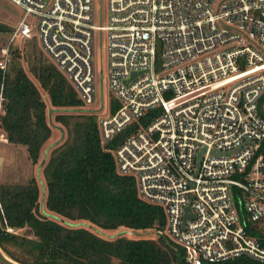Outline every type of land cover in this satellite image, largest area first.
I'll return each mask as SVG.
<instances>
[{
	"label": "built area",
	"instance_id": "1",
	"mask_svg": "<svg viewBox=\"0 0 264 264\" xmlns=\"http://www.w3.org/2000/svg\"><path fill=\"white\" fill-rule=\"evenodd\" d=\"M8 1L19 14L0 48V71L35 34L82 106L94 101L97 34V108L104 110V82L118 102L110 117L97 116L99 137L109 142L130 127L112 152L116 171L134 176L140 199L162 207L166 237L184 261L264 263L256 226L264 219V0Z\"/></svg>",
	"mask_w": 264,
	"mask_h": 264
},
{
	"label": "trees",
	"instance_id": "2",
	"mask_svg": "<svg viewBox=\"0 0 264 264\" xmlns=\"http://www.w3.org/2000/svg\"><path fill=\"white\" fill-rule=\"evenodd\" d=\"M4 31L9 29L0 23V32ZM11 52L4 73L0 71V130L8 143L24 146L27 158L34 164L50 135V127L45 120L44 101L16 60L18 55ZM29 72L47 94L52 109L81 106L72 87L52 64L43 60L39 51L32 55ZM148 118L146 115L140 121L144 123ZM55 119L65 128L66 135L49 151L40 169L45 185L43 206L47 211L105 231L118 227L144 230L163 224L161 208L140 199L133 177L116 171L112 152L125 130L111 141L102 142L97 116L91 110L57 114ZM38 195L33 177L21 183L0 181V249L13 261L187 264L182 255L177 257L176 246L162 237L130 239L119 235L107 239L85 227L66 226L46 218L39 210ZM7 228H26L30 236ZM226 262L229 261L216 264Z\"/></svg>",
	"mask_w": 264,
	"mask_h": 264
},
{
	"label": "rangeland",
	"instance_id": "3",
	"mask_svg": "<svg viewBox=\"0 0 264 264\" xmlns=\"http://www.w3.org/2000/svg\"><path fill=\"white\" fill-rule=\"evenodd\" d=\"M49 1V0H47ZM100 2L102 5L105 4L106 0H94V3ZM18 14L19 10L16 8L14 5H12L8 0H0V23L4 24L8 27L9 32L12 29V27L15 25L17 19H18ZM105 15V13H104ZM9 32L4 31L0 32V48L7 43L8 38H9ZM36 48H35V47ZM14 49H11L12 55L17 54L18 56H14L16 60L19 62L21 68L23 71L26 73L27 77L32 81V83L35 85L37 88L41 99L45 103V120L47 125L50 127V135L48 139L45 141L43 144L41 150L39 151V156L37 158V161L33 164L29 161L27 158L26 150L25 147L22 145H14L10 144L6 141L4 134L0 130V149H3V161H2V166H1V172H0V181L4 182H24L27 179L33 177L38 185L39 188V197H38V202H39V210L41 214L46 216V218L52 219L56 222H59L61 224H64L66 226H71V227H85L87 229H90L93 231L95 234L99 235L100 237L111 239L116 236L122 235L127 238L133 239V238H148L150 234H145L143 237L141 236H136V235H126V232L124 231V228L118 227L117 229L114 230H99L95 229L93 226L86 222H78V221H70L64 218H61L58 214L47 211L44 206H43V200H44V195H45V185H44V180L41 175V166L44 163L46 157L48 156L49 151L60 144L66 135V130L65 128L55 119V115L57 114H81L87 112V110H91L93 113L98 116V118L103 115L102 117H110L111 114L116 110L118 107V102L114 98L112 91L108 88L107 84L104 82L103 85V90H102V97H103V105H104V110L100 111V108H97V106L100 103V93H99V67L96 62V55H97V48H98V39H97V34L94 33L93 40H92V49H93V55H92V64L94 68V101L92 102L91 105L87 106H79L73 109L69 110H60V109H52L51 106L49 105L48 97L47 94L39 87V84L37 80L33 77V75L29 72V67L30 63L32 62V55L37 54V51L40 52L43 60L46 63L52 64L54 66L53 61L49 58V56L42 51L37 36L34 34L31 40L26 41L24 43H21L15 47ZM159 43L157 42L156 45V54H155V69L156 67H159L158 64V58H159ZM14 53V54H13ZM12 59V58H11ZM102 70H103V76L105 77V70H106V64H105V59H103V64H102ZM57 70V69H56ZM158 70V69H157ZM58 71V70H57ZM61 75L62 73L59 72ZM63 76V75H62ZM67 82V81H66ZM68 83V82H67ZM165 98H167V95H165ZM262 104L261 101L258 103V109L260 108V105ZM1 111V107H0ZM259 114L263 116V114L258 110ZM124 135L121 139L126 137L130 133V127L125 130ZM116 168V167H115ZM134 179V176H133ZM134 185H135V190L137 193V188L134 180ZM234 192V188H233ZM230 193L232 195V188L230 189ZM160 207V206H159ZM162 220L163 224L160 226L153 225L151 229H160L163 233L164 236L162 237L165 241H169L168 238L166 237V229H167V218L166 215L162 209ZM257 226V232L258 234L264 239V219L261 221H258L256 223ZM11 229V228H10ZM12 230V229H11ZM10 232H16L17 234H22V235H27L30 236L29 233L26 232V228H20L17 230H12ZM176 250V255L184 256L183 251L177 247H174ZM179 252V253H178ZM2 264V263H0ZM224 264H264L258 261H255L249 257L242 256L239 258H236L235 260H229V262H226Z\"/></svg>",
	"mask_w": 264,
	"mask_h": 264
},
{
	"label": "water",
	"instance_id": "4",
	"mask_svg": "<svg viewBox=\"0 0 264 264\" xmlns=\"http://www.w3.org/2000/svg\"><path fill=\"white\" fill-rule=\"evenodd\" d=\"M0 151H1L0 153L3 154V149H0ZM1 158H0V172H1L3 156H1ZM198 161H199V154L197 156V164H198ZM189 212H190L189 207L187 206L185 208V216L189 215ZM0 263H2V264H22V263H18L16 261H13L12 259L5 256L4 253L1 251V249H0ZM51 264H67V263H51Z\"/></svg>",
	"mask_w": 264,
	"mask_h": 264
},
{
	"label": "bare ground",
	"instance_id": "5",
	"mask_svg": "<svg viewBox=\"0 0 264 264\" xmlns=\"http://www.w3.org/2000/svg\"><path fill=\"white\" fill-rule=\"evenodd\" d=\"M1 152V151H0ZM1 156H2V153H0V158H1ZM2 159V158H1ZM3 161V160H2Z\"/></svg>",
	"mask_w": 264,
	"mask_h": 264
},
{
	"label": "crops",
	"instance_id": "6",
	"mask_svg": "<svg viewBox=\"0 0 264 264\" xmlns=\"http://www.w3.org/2000/svg\"><path fill=\"white\" fill-rule=\"evenodd\" d=\"M35 47V46H34ZM36 48V47H35Z\"/></svg>",
	"mask_w": 264,
	"mask_h": 264
}]
</instances>
